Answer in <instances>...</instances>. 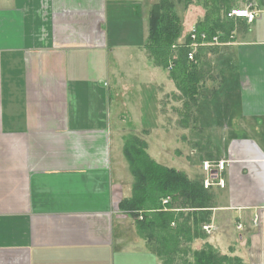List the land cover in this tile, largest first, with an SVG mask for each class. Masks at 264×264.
Here are the masks:
<instances>
[{
	"label": "crops",
	"instance_id": "crops-1",
	"mask_svg": "<svg viewBox=\"0 0 264 264\" xmlns=\"http://www.w3.org/2000/svg\"><path fill=\"white\" fill-rule=\"evenodd\" d=\"M158 1L0 0V264H162L120 208L139 131L151 159L190 179L225 161L208 241L264 264V0L241 2L260 17L231 18V40L210 49L211 86L187 122L144 49ZM176 6L186 39L202 15ZM159 70L162 120L144 128L137 92ZM187 146L204 149L199 164Z\"/></svg>",
	"mask_w": 264,
	"mask_h": 264
},
{
	"label": "trees",
	"instance_id": "trees-1",
	"mask_svg": "<svg viewBox=\"0 0 264 264\" xmlns=\"http://www.w3.org/2000/svg\"><path fill=\"white\" fill-rule=\"evenodd\" d=\"M177 1L187 8H203L204 15L195 28L198 41L202 42L201 35L205 34L211 44L214 38L220 43L231 40L235 25L228 12L245 0H159L150 8L144 49L155 67L169 71L179 92L174 100L182 104L180 117L187 122L186 111L196 103L202 82V76L194 70L200 67L210 72L211 64L199 49L194 60H189L193 43L190 33L185 43L178 42L182 25ZM123 153L133 184L131 196L121 201L120 208L135 219L139 234L162 264H246L240 257L222 254L208 241L203 226L211 222L215 194L204 188L201 179H190L155 162L147 153L146 141L139 136L126 138ZM166 199L168 203L164 204Z\"/></svg>",
	"mask_w": 264,
	"mask_h": 264
},
{
	"label": "rangeland",
	"instance_id": "rangeland-1",
	"mask_svg": "<svg viewBox=\"0 0 264 264\" xmlns=\"http://www.w3.org/2000/svg\"><path fill=\"white\" fill-rule=\"evenodd\" d=\"M240 6H242V4ZM188 9L190 10V12H194L193 15L198 14L199 11L201 13L200 16L204 15V10L202 7L191 6ZM182 33H183V31H181L180 38L178 39L179 43H185V40H186L184 38L182 39V37H183ZM214 46H216V44H207V45H204L203 48H199L201 53L206 54L204 56L206 57L207 60L209 58H211L212 54H211L210 49L213 48ZM194 71L197 74V76H200V75L202 76V79H201L202 82L199 84L201 86L199 92L200 91L203 92L202 89H203V87L206 86V84L208 86H211V83L209 82L210 78H211V75H210L211 73L209 72V70L206 71V69L201 71L200 67H196ZM146 77L147 78L143 82L142 87L140 88L139 92H137L138 93L137 97L139 100V110H137L136 115H137V117H139L141 119V124L143 125L144 128H151L154 126H156L158 128L159 122H161V120H162V117L160 116L161 114H160V106H159V104H160L159 99L161 96V87L168 86V81L166 80V74L163 70L157 71L154 78L153 77L148 78V76H146ZM205 90L208 91V89H205ZM198 95H199V93H198ZM181 106H182V104H180V107ZM192 107H193V105H192ZM159 118H160V120H159ZM132 133L136 134L135 132H132ZM138 133H139V136H142L143 138L145 137V136H143L142 131H139ZM150 141H151V149H157L158 153H161L160 149L158 150V145H160L159 141H161V137L159 138L155 135L154 137L150 138ZM193 148L197 149L196 155L191 153ZM203 150L200 148H196L194 146H187L186 147V152L189 155V159H191L192 161L194 160L197 163L200 160V156L202 155ZM204 180H203V185H204ZM207 224H209V223H207ZM207 234H209V233H207Z\"/></svg>",
	"mask_w": 264,
	"mask_h": 264
},
{
	"label": "built area",
	"instance_id": "built-area-1",
	"mask_svg": "<svg viewBox=\"0 0 264 264\" xmlns=\"http://www.w3.org/2000/svg\"><path fill=\"white\" fill-rule=\"evenodd\" d=\"M260 13L256 10H253L251 5H247L246 7H241V8H237V9H233L230 12H228V18H240V19H245L247 20V22L249 23H253L256 19H258L260 16ZM190 35H191V39L193 41L191 48L192 51L189 53V60L193 61L195 58V54L197 52V50L201 47H203L204 45L210 44L207 43V36L205 34L201 35V39L202 42L198 41V32L196 30V28H193L190 31ZM218 39L214 38L213 42L211 44H218ZM171 69V67H170ZM214 168L216 169L215 171L217 173H221L225 170V161H221L219 163H217L215 166H213L212 164H210L209 162H205L203 164V169L208 173V176L205 178L204 180V188L205 189H210L213 186H218L221 188L225 187V183L222 179L218 180L217 182L214 178V176L212 175V172L214 170ZM168 203V199L164 200V204ZM204 230L207 233H211L213 231V226L211 224H205L204 225Z\"/></svg>",
	"mask_w": 264,
	"mask_h": 264
}]
</instances>
